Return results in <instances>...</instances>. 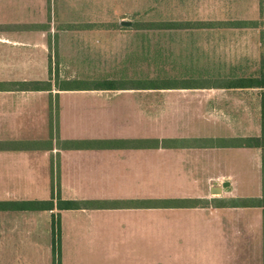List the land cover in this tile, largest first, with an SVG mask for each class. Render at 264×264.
Wrapping results in <instances>:
<instances>
[{"label": "crops", "instance_id": "1", "mask_svg": "<svg viewBox=\"0 0 264 264\" xmlns=\"http://www.w3.org/2000/svg\"><path fill=\"white\" fill-rule=\"evenodd\" d=\"M241 2L207 0L199 38L175 43L200 57L201 84L154 87L151 120L142 87H22L47 80L32 72L48 41L0 39V264H52V216L60 264H264L262 150L244 144L260 135L264 83L247 80L264 18Z\"/></svg>", "mask_w": 264, "mask_h": 264}, {"label": "rangeland", "instance_id": "2", "mask_svg": "<svg viewBox=\"0 0 264 264\" xmlns=\"http://www.w3.org/2000/svg\"><path fill=\"white\" fill-rule=\"evenodd\" d=\"M206 2L0 0V39L47 40L46 62L41 64L34 57L32 76L44 77L55 86L78 81L94 86L109 80L119 88L148 87L144 88L146 118L151 120L148 103L158 98L153 85L201 84L198 76H189L204 69L200 57L184 54L189 49L175 47V43L199 38V30L193 28L200 26L198 19L206 10ZM239 6L241 12L254 16L256 23L251 24L263 23L255 0H242ZM122 20L130 21V25H122ZM159 93L162 102L180 97L169 96L167 90ZM148 125L151 122L146 121ZM147 180L152 182V176Z\"/></svg>", "mask_w": 264, "mask_h": 264}, {"label": "trees", "instance_id": "3", "mask_svg": "<svg viewBox=\"0 0 264 264\" xmlns=\"http://www.w3.org/2000/svg\"><path fill=\"white\" fill-rule=\"evenodd\" d=\"M259 14L264 18V0H259ZM167 21V20H166ZM244 23V21H239L238 24ZM250 23H256V21H250ZM261 75L260 79L259 78H251L247 81L251 84H260L264 83V62H262L261 65ZM83 81H78L77 83H67L63 85H58L55 86L58 89H76V88H95V89H117L119 87H115L113 82L114 81H101L100 83L94 85V86H89V85H84L82 83ZM52 86L51 82L49 80L46 81H31V82H26L25 84L22 85V87H27L31 88L34 90H39V89H50ZM264 86V85H262ZM153 87H156L153 85ZM123 88V87H120ZM142 88H148V87H142ZM246 145H251L255 147H260L262 150L261 154V163H262V171L264 175V90L261 92V97H260V135L258 137H252L245 139ZM53 195V193H52ZM56 198L57 202L56 205L59 209H70V208H78L79 203L76 201L72 200H60L58 193L56 192ZM53 205L51 200L48 201H24V202H17V203H12V206L15 208H22V209H49ZM51 227H52V264H60V224H59V218L57 216H52L51 220Z\"/></svg>", "mask_w": 264, "mask_h": 264}, {"label": "water", "instance_id": "4", "mask_svg": "<svg viewBox=\"0 0 264 264\" xmlns=\"http://www.w3.org/2000/svg\"><path fill=\"white\" fill-rule=\"evenodd\" d=\"M121 24H122V25H127V26H128V25H130V21H128V20H122V21H121Z\"/></svg>", "mask_w": 264, "mask_h": 264}]
</instances>
